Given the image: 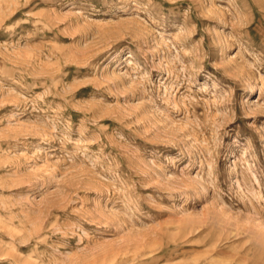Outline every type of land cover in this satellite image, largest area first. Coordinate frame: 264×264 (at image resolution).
<instances>
[{"label":"rangeland","instance_id":"1","mask_svg":"<svg viewBox=\"0 0 264 264\" xmlns=\"http://www.w3.org/2000/svg\"><path fill=\"white\" fill-rule=\"evenodd\" d=\"M0 264H264V0H0Z\"/></svg>","mask_w":264,"mask_h":264}]
</instances>
